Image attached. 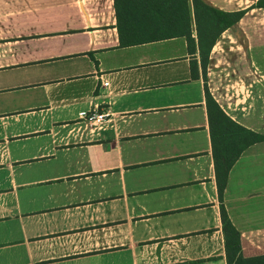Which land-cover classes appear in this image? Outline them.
I'll return each instance as SVG.
<instances>
[{"label":"crops","instance_id":"crops-1","mask_svg":"<svg viewBox=\"0 0 264 264\" xmlns=\"http://www.w3.org/2000/svg\"><path fill=\"white\" fill-rule=\"evenodd\" d=\"M200 1L243 12L208 50L192 0H0V264H227L221 205L264 256V140L221 178L206 104L264 136V9Z\"/></svg>","mask_w":264,"mask_h":264},{"label":"trees","instance_id":"trees-1","mask_svg":"<svg viewBox=\"0 0 264 264\" xmlns=\"http://www.w3.org/2000/svg\"><path fill=\"white\" fill-rule=\"evenodd\" d=\"M196 13L201 12L204 16V27L197 32L199 40L203 43L207 50L213 45L215 39L224 30L239 21L243 16L242 11L227 14L205 6L200 0H192ZM252 7L263 8L264 0H257ZM121 45H134L156 41L173 36L188 35V32L174 33H141V32H118ZM206 44V45H205ZM204 53H201L203 64L205 63ZM206 104L209 112V121L211 122V135L213 142V152L215 158V166L219 175L224 178L233 162L239 157L243 148L252 143L264 140V136L248 131L230 121L212 100L206 94ZM224 180L222 179V182ZM222 185H219V195L222 193ZM221 222L225 233V251L227 264H264V256L243 258L240 255V247L238 233L231 226L223 206L220 207Z\"/></svg>","mask_w":264,"mask_h":264},{"label":"rangeland","instance_id":"rangeland-1","mask_svg":"<svg viewBox=\"0 0 264 264\" xmlns=\"http://www.w3.org/2000/svg\"><path fill=\"white\" fill-rule=\"evenodd\" d=\"M248 20L250 21H253V22H249L248 21V24H251L252 26H255L257 25L256 23H258V21H261L262 23H264V13H257V12H254L252 15H248L246 17ZM248 34V33H246ZM251 35H254V32H251ZM241 39V38H239ZM244 39V38H242ZM239 42V43H238ZM206 45V44H205ZM233 46V49L230 50L229 52V55L228 56H225L224 54L225 53H222V56L223 58L220 59L221 60V64L222 66H227L230 70H233V68L235 67L236 65V58L238 56V54H234V53H240V56L243 57V53H244V48H238V49H235L234 46H242L243 43L241 41H236V43L234 44H231ZM206 47V46H205ZM237 51V52H235ZM227 53V52H226ZM237 55V56H236ZM230 58V60H228ZM226 62V65H223L224 63ZM231 72V71H229Z\"/></svg>","mask_w":264,"mask_h":264},{"label":"built area","instance_id":"built-area-1","mask_svg":"<svg viewBox=\"0 0 264 264\" xmlns=\"http://www.w3.org/2000/svg\"><path fill=\"white\" fill-rule=\"evenodd\" d=\"M102 85L104 87H107L108 83L104 82ZM78 115L81 120H83L90 126L100 127L102 125L100 122L103 119V115H99L92 110L80 112Z\"/></svg>","mask_w":264,"mask_h":264}]
</instances>
